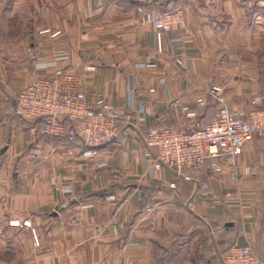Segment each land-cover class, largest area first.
Wrapping results in <instances>:
<instances>
[{
	"label": "crops",
	"instance_id": "0c3cea01",
	"mask_svg": "<svg viewBox=\"0 0 264 264\" xmlns=\"http://www.w3.org/2000/svg\"><path fill=\"white\" fill-rule=\"evenodd\" d=\"M1 2L0 241L16 259L0 264H223L235 245L264 260V135L245 146L237 176L213 173L209 161L155 170L145 145L148 127L207 124L222 106L250 111L263 100L264 0H155L153 14L185 17L162 52L132 0ZM61 53L92 106L103 99L121 114L126 143L118 137L84 157L79 142L46 138L16 116L17 95L53 72L37 61ZM216 86L224 105L209 95ZM31 145L49 159L34 158ZM21 239L30 244L22 256Z\"/></svg>",
	"mask_w": 264,
	"mask_h": 264
},
{
	"label": "built area",
	"instance_id": "2783aa9c",
	"mask_svg": "<svg viewBox=\"0 0 264 264\" xmlns=\"http://www.w3.org/2000/svg\"><path fill=\"white\" fill-rule=\"evenodd\" d=\"M132 1L138 4L137 10L142 15V22L153 24L158 50L162 52L164 37L172 31L174 25L184 23L183 13L165 11L155 15L147 9V5L155 0ZM1 3L0 0V7ZM47 32L49 30L42 31V34ZM68 62L67 53L57 54L51 61L39 59L36 63L38 70L53 72L51 75H38L17 95L15 114L20 120L38 123L45 137H67L70 142L79 141L84 148V157L93 156L101 145L115 138L120 137L122 143H126L130 131L118 130L121 114L103 99L97 101L96 106H92L77 75L67 67ZM176 63L186 68L181 57L176 59ZM95 70L93 66L84 68L86 73ZM222 94L223 89L219 86L209 90V95L224 105ZM206 102H200V107H205ZM176 104L181 105L180 100H176ZM254 105L256 108L250 111H232L222 106L215 119L207 124L195 122L193 126L187 127H148L145 145L155 152L154 158L149 156L154 169L169 168L178 172L199 170L209 161L213 173L228 172L237 176L236 165L245 146L256 135H264V98L255 100ZM132 110L133 108L125 117L130 123L134 119ZM182 111L186 120L195 118L190 107L182 106ZM30 147L34 158L42 161L49 159V155L40 147ZM101 167L106 165L101 164ZM65 190L72 192L71 187ZM12 225L30 227L28 221L23 224L15 221ZM223 264H264V260L250 246L235 245L223 258Z\"/></svg>",
	"mask_w": 264,
	"mask_h": 264
},
{
	"label": "rangeland",
	"instance_id": "374dc122",
	"mask_svg": "<svg viewBox=\"0 0 264 264\" xmlns=\"http://www.w3.org/2000/svg\"><path fill=\"white\" fill-rule=\"evenodd\" d=\"M8 235H9V237H13L14 236L13 233H9ZM19 243H20V246H19ZM6 245H7V240L0 241V261H2V258L5 259V260H8V261L15 260L16 259L15 256H9L8 254H3L6 251L5 250V248L7 247ZM29 245L30 244H29L28 239H26L24 242L22 241V239L18 240V248H17V250H18V253H19L20 256H22L21 250L27 252V250L29 249Z\"/></svg>",
	"mask_w": 264,
	"mask_h": 264
},
{
	"label": "trees",
	"instance_id": "16d2710c",
	"mask_svg": "<svg viewBox=\"0 0 264 264\" xmlns=\"http://www.w3.org/2000/svg\"><path fill=\"white\" fill-rule=\"evenodd\" d=\"M17 116V115H16ZM18 117V116H17ZM19 118V117H18ZM23 121V120H22ZM24 122H26V121H24ZM120 122V121H119ZM118 122V123H119ZM27 123V122H26ZM70 125V124H69ZM44 136V135H43ZM45 137V136H44ZM46 138H51V137H46ZM63 140L66 142V143H68V144H74V143H76V142H79V141H76V142H70L68 139H67V137H63ZM80 143V142H79Z\"/></svg>",
	"mask_w": 264,
	"mask_h": 264
}]
</instances>
